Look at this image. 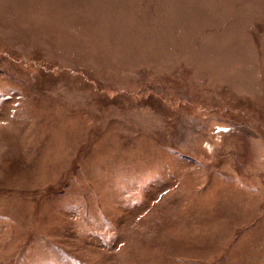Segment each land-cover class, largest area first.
Wrapping results in <instances>:
<instances>
[{"label":"rangeland","instance_id":"1","mask_svg":"<svg viewBox=\"0 0 264 264\" xmlns=\"http://www.w3.org/2000/svg\"><path fill=\"white\" fill-rule=\"evenodd\" d=\"M0 264H264V0H0Z\"/></svg>","mask_w":264,"mask_h":264},{"label":"bare ground","instance_id":"2","mask_svg":"<svg viewBox=\"0 0 264 264\" xmlns=\"http://www.w3.org/2000/svg\"><path fill=\"white\" fill-rule=\"evenodd\" d=\"M43 189V188H42Z\"/></svg>","mask_w":264,"mask_h":264}]
</instances>
